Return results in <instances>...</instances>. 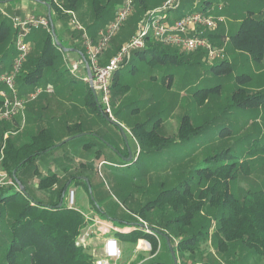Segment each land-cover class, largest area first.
Returning <instances> with one entry per match:
<instances>
[{"label": "rangeland", "instance_id": "1", "mask_svg": "<svg viewBox=\"0 0 264 264\" xmlns=\"http://www.w3.org/2000/svg\"><path fill=\"white\" fill-rule=\"evenodd\" d=\"M27 1L33 5L32 8H21V1L13 7H8L7 11L22 17L32 15L42 18L48 15L44 7H38L37 3L31 0ZM204 1L143 0L146 12L142 14L140 5L134 0L132 14L111 38L108 49L101 57L102 62L109 61L113 53L136 36L141 20L147 12L160 10L169 2L170 6L180 4L177 9L166 12L172 21L180 19L182 14L187 16L193 13L191 11L197 10L221 18L223 22L219 23L214 31L205 33L215 50L214 55L205 49L189 53L181 47L169 45L160 46V51L156 53L143 52L144 50L133 52L130 61L117 72V86L112 88V118H106V115L99 117L93 112L92 106H84V94L81 90H84L86 83L80 78L73 77L75 79L73 80L70 73L66 75L62 72L60 78L53 83L51 79H55L56 71L48 70L50 77L48 82L43 84L44 90L40 88L36 97L34 94L24 95L23 109L12 119H0V187L11 186L22 192L1 165L4 141L7 137L13 139L16 146L20 147L28 142L29 137L38 135L41 130L48 128L49 142L58 147L44 155L37 162L36 169L21 173L20 177L25 184L22 193L37 202L50 204L58 200V192L63 184L79 176L85 180V184L73 183L65 192L63 202L67 193L75 190L76 207L82 213L90 215L93 219L97 217L118 229L116 236L124 243L121 264L174 262L164 236L153 231L157 237L149 235L155 239V245L147 241L151 246L149 251L138 250L139 243L132 241L129 235L133 228H140L143 225L139 222L140 219L146 222L149 228L158 227L160 230L163 228L162 231L169 234L172 240H176V246L182 239L176 237L172 229L167 231L164 229L167 216L160 208L146 211L143 219L139 217L142 209L162 192L173 191L182 183L191 182L194 170L207 154L213 153L214 147L219 151L231 147L235 156L242 157L241 148H249V144L248 142L243 145L237 144L239 138L250 136L255 138L259 133L264 136V116L261 112L223 116L221 110L215 106L224 105L229 96L239 88L235 77L240 75L250 76V82L242 86L249 93L264 91V57L261 61H253L248 52L235 50L233 44L227 40L238 32L241 22L248 18L249 11L254 13L252 20L264 22V0H210L211 6L203 11ZM101 4L107 7L105 15L107 18L104 16L105 21L102 20L89 29L93 34L89 35L97 41L100 31L108 27L122 9L124 0H101ZM90 9L91 0H83L80 13L74 12V16L72 15L66 25L59 26L64 37L71 41V37H76L75 40L82 49H84L82 35L74 27L72 20L78 21L87 29L94 19L89 18L93 16ZM86 11L84 15L83 12ZM214 34H221L227 38L223 41L213 39ZM30 46L27 62L32 55L38 53L33 45ZM78 59L80 57L67 55L63 56L62 62L65 64ZM223 61H228L233 68V76L226 80L216 78L210 71L212 65ZM72 82L75 83V87L70 86ZM48 83L54 84L55 87L51 94L45 93ZM219 84L222 85V91L215 103L211 105L208 101L202 103L194 97L197 90ZM124 86L129 89L123 93L121 87ZM67 103L73 104L72 110H69ZM1 108L2 106L0 110ZM186 115L190 116L195 126L210 122L214 115H217V119L205 133L195 139V142L181 143L178 137L179 128ZM139 125L142 127L136 131ZM229 126L233 130L231 140L221 142L220 130ZM142 130L146 133L155 132L156 139L167 141L159 146L155 141L152 147L143 145ZM74 136L77 138L71 139ZM52 174L57 177L58 183L53 187L41 189L39 187L41 179ZM249 191L264 192V161L256 164L249 176H241L232 185V192L239 199ZM170 217L168 216V219ZM212 217L213 209L206 207L195 220L193 227L188 228V231H193L194 227L198 230L205 229L207 221L210 219L212 221L209 236L201 242L196 253L183 255L177 252L178 264H264V256L262 258L240 244L226 243L225 250L219 247L218 239L215 238L218 224ZM118 219H136L138 221L135 223L140 226H125L115 222ZM86 224L92 223L86 221ZM98 227L101 228V225L98 224ZM100 230H96L97 235ZM81 234L86 235L87 229ZM102 239L103 237L94 235L86 242L92 258V252H98L102 246Z\"/></svg>", "mask_w": 264, "mask_h": 264}, {"label": "trees", "instance_id": "2", "mask_svg": "<svg viewBox=\"0 0 264 264\" xmlns=\"http://www.w3.org/2000/svg\"><path fill=\"white\" fill-rule=\"evenodd\" d=\"M21 1L0 0V77L13 70L18 56L15 45L18 31L14 28L11 18L5 13L10 17L16 16L7 10L8 7H13ZM31 1L37 3L38 7H44L47 13L50 12V18L47 14L45 17L50 21L52 32L45 28L34 29L26 38L29 46L33 45L38 53L32 55L27 62L29 52L16 77V90L21 99L24 95L36 94L40 88L44 90L43 84L48 82L50 77L48 70L56 71L55 79H51L53 83L60 78V73L69 74L68 68L62 62L65 54L64 49H75L80 54H85L84 49L76 42V37H71L73 43L66 41L59 27L60 24L66 25L74 12L80 13L83 0ZM135 2L140 5V13L145 14L146 6L143 0H135ZM47 6L50 7V10ZM210 6L211 1L205 0L202 6L203 11L208 10ZM90 11L93 16L89 18H94L93 23L85 29L88 35L89 33L93 35L89 29L100 21H105L107 7L101 4V0H91ZM83 13L85 15L87 11ZM253 15V11H249L248 20L242 21L238 32L234 37H228L227 40L233 44L235 50L248 52L253 61H261L264 57V22L252 20ZM183 16L185 15L182 14L181 17ZM91 35H89L90 38L97 41ZM212 38L223 41L227 37L214 34ZM54 39L56 43H54ZM160 46L163 45L149 39L143 52L156 53L160 51ZM210 71L219 79L224 78L226 80L233 76V68L228 61L212 65ZM71 77L74 76L71 75ZM117 77L118 73L113 78L112 88L117 86ZM74 78L73 80H75ZM235 82L239 88L229 96L224 105L215 104L216 109L221 110L223 116L234 113L246 115L249 112H261V115L264 116V91L251 94L243 88L242 86L250 82V76L247 75L235 77ZM121 88L123 93L129 89L125 86ZM5 89H7L6 86L0 83V90ZM221 91L222 85L219 84L215 87L197 90L194 97L202 103L208 101L211 105L219 98ZM87 92L93 112L99 117L105 116L98 102V96L90 88L87 89ZM1 106H3V99L0 97ZM216 119L217 115H214L210 122L207 121L204 125L195 126L190 116H184L179 128V141L181 143L195 142V139L205 133L216 122ZM141 127L142 125H139L136 131ZM232 132L231 126L221 129L220 141L231 140ZM141 133L143 145L152 147L155 141L159 146L167 141L156 139L155 132L146 133L142 130ZM48 135H50L49 130L43 129L38 135L29 137L28 142L20 147H17L15 141L10 137L4 141L1 165L15 184L20 182L25 187L20 177L21 173L36 169L37 162L58 147V145L49 142L50 136L47 138ZM77 136L71 139L75 140ZM250 137L238 139L237 144L243 145L247 142L249 144V148H241L242 157L235 156L231 147L223 151L214 147L213 153L207 154L202 163L194 170L191 182L182 183L173 191L162 192L154 201L149 202L142 209L139 217L143 219L146 211L150 212L157 207L160 208L167 216L164 229L166 231L172 229L176 237H182L176 246V240H172L173 238L169 234L162 231L163 228L160 230L158 227H150L157 235L165 237L168 250L170 251L171 247L175 256H177V252L183 255L196 253L201 242L208 238L209 229L212 225L211 219L207 221L205 229L198 230L194 227L193 231H188V228L193 227L195 220L206 207L213 209L212 218L218 224L215 238L218 239L219 247L225 250L227 248L226 243H236L257 255L264 256V192L249 191L242 199H239L232 192V185L241 176H249L255 165L264 161V136L259 133L255 138ZM57 183V177L52 174L42 178L39 187L47 189ZM73 183L85 184V180L79 176L71 178L61 186L58 192V200L50 204L37 202L30 196L18 191V188L0 187V264H94V260L89 254V247L86 244L77 243L81 231L87 226L85 218L79 212L68 209L66 201L63 202L65 192ZM19 189L22 190L20 186ZM168 216L171 217L168 219ZM137 221L136 219L115 220L119 224L135 227L140 226L136 224ZM140 231H133L129 235L132 241L137 244L139 240L144 239L155 245V239ZM151 264L159 263L152 262ZM170 264H174V262Z\"/></svg>", "mask_w": 264, "mask_h": 264}, {"label": "built area", "instance_id": "3", "mask_svg": "<svg viewBox=\"0 0 264 264\" xmlns=\"http://www.w3.org/2000/svg\"><path fill=\"white\" fill-rule=\"evenodd\" d=\"M169 4L170 2L160 10L147 12L145 17L141 20L136 36L127 44L122 45L106 64L101 63V57L108 49L111 38L118 33L121 26L132 14L134 10V0H124L123 7L116 15L114 21L104 30L100 31L97 42H94V40L88 36L86 29L78 21L72 20L74 27L82 33L84 57L89 65L92 78L89 76L86 61L82 57L77 61L65 63L66 67L72 76L80 78L86 84L90 85V83H92L94 91L98 96V102L104 111V115L107 117L112 118V84L115 74L127 63V61H130L133 52L142 51L146 48L149 39L164 46L181 47L189 53L205 49L210 51L209 53L211 55H214L215 50H213L210 45L208 40L209 37L205 33L217 29L219 23L223 22V19L208 15L205 12L194 11L190 15L172 21L169 16H167L166 12L168 10L177 9L180 4L171 6ZM166 6L168 7L166 8ZM5 15L11 18L14 28L18 31L15 42L18 56L15 60L13 70L9 74L0 77V83L4 84L7 88V90H0V97L3 99L0 119L9 120L23 109V99H21L17 93L15 81L30 51V46L26 42V38L34 29L45 28L49 32H52V29L50 21L46 17L37 18L28 15L21 18L18 16L10 17L6 13ZM72 15L74 16V14ZM191 28L192 31H190ZM54 43H56L55 39ZM64 56L67 55L64 54ZM46 92L52 93L53 89L49 88ZM36 95L37 93L33 96L36 97ZM65 201L68 209L79 212L86 221H91L92 223L82 230L84 231L87 229V234L79 235L77 239L78 244H87L86 242L94 235L103 237L104 239V244L99 247L98 252H92L94 264H121L123 249L121 242L116 236L118 229L108 222H102L97 217L93 219L90 215L82 213L76 207L75 190H71L67 193ZM139 222L143 223V225L140 228H133V231L141 230L147 235L157 237L147 226L146 222L141 219ZM98 224L101 225V228H97ZM94 228H96V230L101 229L98 231L99 235H97L98 233H96ZM138 243V250L149 251L151 249L147 240L142 239L139 240Z\"/></svg>", "mask_w": 264, "mask_h": 264}, {"label": "crops", "instance_id": "4", "mask_svg": "<svg viewBox=\"0 0 264 264\" xmlns=\"http://www.w3.org/2000/svg\"><path fill=\"white\" fill-rule=\"evenodd\" d=\"M21 5H20V7L21 8H23V9H25V8H32V6L30 5V1H27V0H22V2L20 3ZM99 38V37H98ZM64 39L66 40V41H69V42H71V43H73L72 41H71V39H69V38H66V37H64ZM71 50H75V49H71ZM66 55H71V56H74V57H80L81 58V55H80V53L77 51V50H75V51H70V52H67V53H65ZM64 56V55H63ZM108 62V60L106 61V62H102V59H101V63L102 64H106ZM70 86L71 87H75L76 85H75V83H71L70 84ZM49 88H51V89H53V91L55 90V87H54V84H51V83H48L47 85H46V90L47 89H49ZM88 88H91V86L90 85H87V84H84V90L82 91L81 90V92H83V94H84V98H83V100H84V106H90V104H89V96H88V92H87V89ZM46 90H45V93H47L46 92ZM48 94V93H47ZM49 94H51V93H49ZM82 94V93H81ZM96 95V94H95ZM68 104V105H67ZM66 105H67V107H69V110H72L73 109V104H70V103H67ZM91 107V106H90ZM82 109V108H81ZM84 109V108H83ZM45 129H48V128H45ZM49 130V129H48ZM118 238V237H117ZM119 239V238H118ZM120 241V240H119ZM121 242V241H120ZM101 245H103L104 244V239H102V241H101ZM121 246H122V249H123V246H124V243L123 242H121ZM144 251H146V250H144ZM262 258H263V256H262Z\"/></svg>", "mask_w": 264, "mask_h": 264}, {"label": "water", "instance_id": "5", "mask_svg": "<svg viewBox=\"0 0 264 264\" xmlns=\"http://www.w3.org/2000/svg\"><path fill=\"white\" fill-rule=\"evenodd\" d=\"M47 8H48V10H50V7L49 6H47ZM50 12H48V17L50 18ZM54 35V34H53ZM72 52V51H75V50H69V49H64V52L65 53H67V52ZM81 55V57L86 61V59H85V57H84V55L83 54H80ZM86 66H87V69H88V73H89V76H90V78H92V74H91V71H90V68H89V65H88V63H87V61H86ZM90 86H91V89H92V91L94 92V94H96L95 93V91H94V88H93V85H92V83H90ZM18 185L21 187V189H22V192H23V186L20 184V182H18ZM167 241H168V243H169V240L167 239ZM170 247V246H169ZM170 251H171V254H172V257H173V259H174V264H178V262H177V260H176V256H175V253H174V251H173V249L170 247Z\"/></svg>", "mask_w": 264, "mask_h": 264}]
</instances>
